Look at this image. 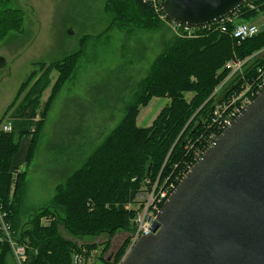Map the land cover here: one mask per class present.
<instances>
[{
  "label": "rangeland",
  "instance_id": "374dc122",
  "mask_svg": "<svg viewBox=\"0 0 264 264\" xmlns=\"http://www.w3.org/2000/svg\"><path fill=\"white\" fill-rule=\"evenodd\" d=\"M0 10H16L20 19L16 27L0 37V129L8 121L7 115L3 117L4 111L28 74L37 71L40 63H54L56 67L51 71L50 83L42 91L39 107L30 119L32 135L21 138L20 155L12 158L14 161L21 157V149L29 138L32 147L29 159L23 163L25 172L19 176L17 193L20 196L14 195L21 224L37 209L49 205L56 187L65 184L70 175L86 166L97 151L117 146L124 149V161L127 155L132 156L130 164L128 161L122 163L123 169L132 170L123 176L121 173L117 179L119 187L125 185L127 190L118 204L123 210L130 207L135 198H130L137 184L132 183L133 176H138V181L144 180L136 192L140 188L150 191L156 180L158 191L178 177L180 179L176 178L173 183L175 187L210 145L205 144L194 159L206 135H197L194 141L188 139L185 148L186 157H189L170 163L166 175L160 169L153 180L146 177L163 159L157 152L156 139L137 151L130 148L132 129L161 130V126L171 124L173 119L172 109L168 106L170 98L155 93V87L147 89L144 85L156 58L174 36H179L158 16L160 20L156 17L157 20H151L136 6L119 0H0ZM263 21L261 14L248 22L260 27ZM62 64L69 65L70 69L62 83L56 85V79H62L58 69ZM183 95L188 102L192 92ZM34 97L31 95V102ZM23 102L26 100L20 98L17 104ZM191 117L182 126H177V134L171 141L172 149L177 135L188 130ZM128 121L130 124L125 125ZM17 140L14 134L8 148L15 146ZM165 198L152 205V215ZM131 210L135 215L136 209ZM57 227L63 236L76 241L77 245L96 244L88 252V264H103V258L105 263L112 259L118 264L135 241L130 231L120 228L91 237L70 236L62 224ZM107 240L108 246L101 253ZM0 261L1 264H14L8 251L3 252Z\"/></svg>",
  "mask_w": 264,
  "mask_h": 264
},
{
  "label": "trees",
  "instance_id": "16d2710c",
  "mask_svg": "<svg viewBox=\"0 0 264 264\" xmlns=\"http://www.w3.org/2000/svg\"><path fill=\"white\" fill-rule=\"evenodd\" d=\"M125 1L128 5L130 3L136 6L138 11L150 16L151 20L158 18L148 3L142 0H119V2ZM247 2L254 4V7L249 8L246 5ZM2 12L5 11L0 10V37L7 30L13 29L15 24L17 26V22L20 21L16 10ZM237 12H240L239 20L241 21H249L261 14L264 16V0H247ZM5 17L8 18L9 23ZM232 27L233 24H229L228 31L225 33L211 30L194 37L174 36L153 63L145 78V88L155 87L157 89L155 93L170 98L168 106L172 109L173 119L171 124L161 126V130L136 127L130 133L132 151H137L148 141L156 139L157 152L162 155L163 163L160 160L146 179L153 180L160 169L166 175L170 170V163H177L189 157H186L187 140L194 141L197 135L208 132V128L204 129L203 117L213 103L214 97L211 96L213 89L227 73V70L223 68L225 61L233 57L245 58L264 46V21L257 34L244 39L239 44L230 36ZM39 65H41L40 68L37 71L32 70L22 82L19 92L3 113L5 114L3 117L7 115L8 121H11L12 128L9 132H3L0 129V211L6 213L4 218L9 224L11 236L26 247L29 264H70L73 253H82L84 249V256L88 258L90 248L96 244L89 243L86 245L89 246L88 248L85 245H77L76 241L62 235L58 225L62 224L65 232L70 236L91 237L107 232L112 233L115 228L128 231L133 228L131 218L134 211L125 208L120 210L118 207L127 190L125 191V185L119 187L117 180L121 173L123 176V173L132 170V168L123 169L122 167L123 162L128 161L130 164L132 156L127 155L124 161L123 156L126 155L124 149L117 146L97 151L86 166L70 175L65 184L56 187L49 205L37 209L21 224L14 195L20 194L17 193L19 176L24 174L26 166L22 165V169H19L11 165V160L18 149L21 137L32 135L30 119L39 107L38 100L42 91L50 83L51 71L56 69L54 63ZM58 69L62 79L57 78L56 85L65 79L70 66L62 64ZM157 70L159 76L156 78ZM36 75L37 77L34 78ZM187 92H192L188 102L183 95ZM31 95L35 96L32 102ZM20 98H24L26 103L17 104ZM206 99L207 101L203 103ZM44 110L46 105L43 107ZM191 115L187 125L188 130L177 135L178 140L172 149L171 141L177 134V126H182ZM125 120L126 117L122 123ZM127 124H130L129 121L125 125ZM35 125L38 127V123ZM14 134L17 135V143L8 148ZM31 147L30 140L25 161L29 159ZM13 174H15L14 177H12ZM138 179V176L132 177V183L137 184L131 192V199L144 181H138ZM106 242L101 253L108 246V240ZM5 251L11 254L6 238L0 240V258ZM105 262L106 259L103 258V263Z\"/></svg>",
  "mask_w": 264,
  "mask_h": 264
},
{
  "label": "water",
  "instance_id": "95a60500",
  "mask_svg": "<svg viewBox=\"0 0 264 264\" xmlns=\"http://www.w3.org/2000/svg\"><path fill=\"white\" fill-rule=\"evenodd\" d=\"M246 1L163 0L161 11L198 26ZM119 264H264V89L195 161Z\"/></svg>",
  "mask_w": 264,
  "mask_h": 264
},
{
  "label": "built area",
  "instance_id": "2783aa9c",
  "mask_svg": "<svg viewBox=\"0 0 264 264\" xmlns=\"http://www.w3.org/2000/svg\"><path fill=\"white\" fill-rule=\"evenodd\" d=\"M142 1L148 3L160 19L168 23L176 34L183 37H194L204 31L211 30H219L225 33L228 31V25L233 24L232 29H230V36L239 44L244 39L257 34L261 28V26L258 27L254 22L239 20L240 13L236 10L218 20L198 26L179 24L169 20L163 14L161 11L163 0ZM246 5L249 8L254 7V4L251 2H247ZM223 68L227 70V73L222 81L213 89L211 94L214 97L213 103L210 110L203 117V126H207L208 132L202 134L206 135L203 136V146L197 149L193 158L200 154L205 144H211L219 135L218 132L226 128L247 104L264 89V46L245 58L233 57L226 60ZM11 128V121H7L1 127V131L9 132ZM176 178L177 180L180 179ZM175 179H172L165 188H160L158 191H156L157 180L150 191L146 192L140 188L136 192L131 206L126 207L128 210H131V208L136 209V213L132 218L133 228L129 232L135 241L141 235L150 232L151 224L156 219L157 212L159 211L157 209L155 215H152L150 209L153 204L162 201L167 194L169 195L172 192L175 188L173 184ZM5 216L6 213L0 211V240L6 238L15 264H29L26 247L11 236L9 224L5 221ZM89 261V258H86L84 253L75 252L72 254L70 264H88ZM103 264L114 263L111 259L109 262Z\"/></svg>",
  "mask_w": 264,
  "mask_h": 264
},
{
  "label": "crops",
  "instance_id": "0c3cea01",
  "mask_svg": "<svg viewBox=\"0 0 264 264\" xmlns=\"http://www.w3.org/2000/svg\"><path fill=\"white\" fill-rule=\"evenodd\" d=\"M29 75V74H28ZM23 138L24 137H27V136H22ZM21 137V138H22ZM22 138V139H23ZM22 139H20V140H22ZM29 138H28V140L27 141H25V146L21 149V157L19 156V158L18 159H16V160H11V165L12 166H14V167H17V168H19V167H21L22 165H23V163H24V161H25V155H26V152H27V149H28V146H29ZM20 146H21V141H19V146H18V149H17V151L15 152V154L14 155H16V154H19L20 155ZM14 155H13V157H14ZM12 157V158H13ZM15 161H16V163H15ZM12 163H14V164H12ZM21 165V166H20ZM14 262V261H13Z\"/></svg>",
  "mask_w": 264,
  "mask_h": 264
}]
</instances>
